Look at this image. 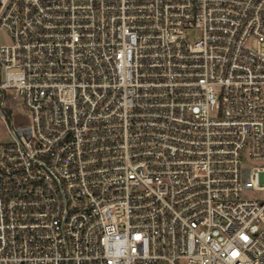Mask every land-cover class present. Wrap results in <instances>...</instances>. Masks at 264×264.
<instances>
[{
	"label": "built area",
	"instance_id": "built-area-1",
	"mask_svg": "<svg viewBox=\"0 0 264 264\" xmlns=\"http://www.w3.org/2000/svg\"><path fill=\"white\" fill-rule=\"evenodd\" d=\"M1 36L0 264H264V0H0Z\"/></svg>",
	"mask_w": 264,
	"mask_h": 264
},
{
	"label": "rangeland",
	"instance_id": "rangeland-1",
	"mask_svg": "<svg viewBox=\"0 0 264 264\" xmlns=\"http://www.w3.org/2000/svg\"><path fill=\"white\" fill-rule=\"evenodd\" d=\"M192 36H196V32H192ZM5 38L1 36L0 41H4ZM7 138L6 132H5V126L0 120V140H4ZM248 164L252 165V162H247ZM243 197L244 198H255V199H264V190L261 189H249L243 191Z\"/></svg>",
	"mask_w": 264,
	"mask_h": 264
}]
</instances>
